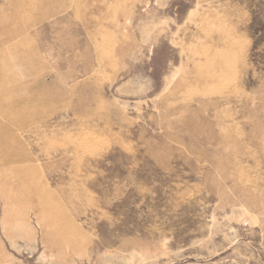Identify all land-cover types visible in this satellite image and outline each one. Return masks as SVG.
<instances>
[{
	"label": "rangeland",
	"instance_id": "rangeland-1",
	"mask_svg": "<svg viewBox=\"0 0 264 264\" xmlns=\"http://www.w3.org/2000/svg\"><path fill=\"white\" fill-rule=\"evenodd\" d=\"M0 264H264V0H0Z\"/></svg>",
	"mask_w": 264,
	"mask_h": 264
},
{
	"label": "bare ground",
	"instance_id": "bare-ground-1",
	"mask_svg": "<svg viewBox=\"0 0 264 264\" xmlns=\"http://www.w3.org/2000/svg\"><path fill=\"white\" fill-rule=\"evenodd\" d=\"M178 68V67H177ZM178 72V71H177ZM176 78V76H174ZM178 79V78H177Z\"/></svg>",
	"mask_w": 264,
	"mask_h": 264
}]
</instances>
